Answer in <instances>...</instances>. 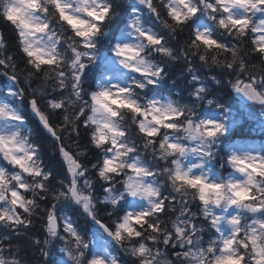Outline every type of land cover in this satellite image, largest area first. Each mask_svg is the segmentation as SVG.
Instances as JSON below:
<instances>
[{
  "label": "snow or ice",
  "instance_id": "1",
  "mask_svg": "<svg viewBox=\"0 0 264 264\" xmlns=\"http://www.w3.org/2000/svg\"><path fill=\"white\" fill-rule=\"evenodd\" d=\"M0 20V264H24L14 238L39 264H264V141H232L245 115L264 133V0H0ZM176 64L187 95L163 90Z\"/></svg>",
  "mask_w": 264,
  "mask_h": 264
},
{
  "label": "trees",
  "instance_id": "2",
  "mask_svg": "<svg viewBox=\"0 0 264 264\" xmlns=\"http://www.w3.org/2000/svg\"><path fill=\"white\" fill-rule=\"evenodd\" d=\"M120 3L127 5V0H119ZM0 33H3L7 43L9 44V53L15 55L16 49H15V38L14 33L12 31V28L9 24L4 22L3 20H0ZM183 42V37L180 38V43ZM170 72V78L163 86V90L165 91V94L172 93V92H183L186 87V80H185V74L182 73V65L176 64L173 66H170L169 68ZM172 81H175V84L172 83ZM8 81L2 76H0V83L4 84ZM23 87V84L21 85ZM28 127L36 130V121L32 118L28 121ZM245 125L242 124L241 127H235L233 129V137L232 141L235 142L239 140H245L250 139L253 142H262L264 141V133H251L246 132ZM34 135L37 134L36 131L33 132ZM82 135L84 133L82 132ZM41 143L43 145V156L45 161L50 165L54 167H58V161H57V155L54 146L52 145L51 141L47 138L41 137ZM68 141H65V144H67ZM73 148H75V145H73ZM88 159H93L92 155L90 154ZM94 162V160H93ZM99 195H102V193H98ZM100 215L104 217V222L109 223L105 213L103 211L100 212ZM43 228V223H36L35 226L31 229L33 233H39ZM43 238V237H41ZM14 248H17L20 251V256L17 257L19 259L21 256L23 257L24 264H29V261H32L33 264H39V257L26 245V244H20L19 242L15 241L14 238ZM7 252H5V256H7Z\"/></svg>",
  "mask_w": 264,
  "mask_h": 264
},
{
  "label": "rangeland",
  "instance_id": "3",
  "mask_svg": "<svg viewBox=\"0 0 264 264\" xmlns=\"http://www.w3.org/2000/svg\"><path fill=\"white\" fill-rule=\"evenodd\" d=\"M8 83L9 82H6L4 84L0 83V92L4 91L6 89ZM179 93H181L183 95H187L186 87H185V90L183 92H179ZM221 94H223V93H221ZM225 98L229 99V97H225ZM242 124L245 125V129L247 130L246 132H248V133L249 132H251L252 134L253 133H262L261 130H260L258 122L253 120L251 117H248L247 115H245L244 118L238 119L235 127H241ZM239 141L248 142V143H257L258 144V142H253L250 139L239 140ZM217 168H219V162H217ZM225 174H227L226 170H225ZM193 211H196L195 205H193ZM169 255H170V253H169Z\"/></svg>",
  "mask_w": 264,
  "mask_h": 264
}]
</instances>
